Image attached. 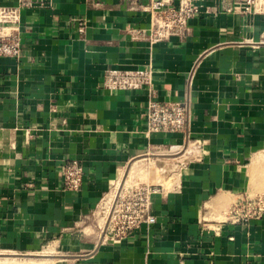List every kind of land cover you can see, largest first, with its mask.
Segmentation results:
<instances>
[{
	"label": "crops",
	"instance_id": "crops-1",
	"mask_svg": "<svg viewBox=\"0 0 264 264\" xmlns=\"http://www.w3.org/2000/svg\"><path fill=\"white\" fill-rule=\"evenodd\" d=\"M25 1L0 0V11L19 9L23 48L0 56V251H46L60 264H264V217H224L264 147V1L243 16L203 0L184 36L154 45L135 0ZM150 67L151 88L112 84ZM188 94L186 133L147 134L151 98ZM174 149L183 154L174 185L153 196L156 223L103 240L97 212L122 172ZM71 161L84 167L79 191L61 180Z\"/></svg>",
	"mask_w": 264,
	"mask_h": 264
},
{
	"label": "built area",
	"instance_id": "built-area-1",
	"mask_svg": "<svg viewBox=\"0 0 264 264\" xmlns=\"http://www.w3.org/2000/svg\"><path fill=\"white\" fill-rule=\"evenodd\" d=\"M21 2L28 6L29 2ZM141 3V10L149 15L148 40L151 45L167 41L172 37H182L189 31V23L201 12L203 0H179L173 4L168 0H135ZM146 1V3H145ZM227 13L250 16L255 12L258 0H216ZM264 1V0H263ZM19 9L0 11V56L19 59L23 48L19 30ZM8 25V26H5ZM81 28L85 23H80ZM153 68L143 71L123 72L111 78L112 84L122 89L151 88ZM191 108L188 98L184 102L161 103L150 99L146 111L147 134L170 132L186 133L189 128ZM85 171L78 161L65 164L61 180L68 191H79L84 185ZM105 226L103 240L122 241L142 228H150L156 223L152 215L153 196L160 191L159 186H136L115 189ZM231 224H249L264 217V196L240 197L224 214Z\"/></svg>",
	"mask_w": 264,
	"mask_h": 264
},
{
	"label": "rangeland",
	"instance_id": "rangeland-1",
	"mask_svg": "<svg viewBox=\"0 0 264 264\" xmlns=\"http://www.w3.org/2000/svg\"><path fill=\"white\" fill-rule=\"evenodd\" d=\"M176 150L177 149H174V151L171 153H169L168 150H157L152 152L151 155L135 160L131 166L122 172V176L119 177L118 180H121V185H125V188H134L136 186L142 185H161L166 189H171V187L174 185V181L170 179L171 181L167 183L166 180L168 179L169 175L174 174L170 173L174 168L173 160L183 154L181 152L182 150ZM246 166L248 185L246 194L243 196H264V147L251 156ZM162 169L166 175V178L163 179L162 183H158L155 180L154 175L159 171H162ZM114 187L115 185L113 184L109 193L110 200L104 201L97 212V219L99 220V224L102 229L105 226L107 215L114 199V194L116 192ZM58 260L59 258L56 256H51L46 251H37L32 254L0 251V264H60Z\"/></svg>",
	"mask_w": 264,
	"mask_h": 264
},
{
	"label": "bare ground",
	"instance_id": "bare-ground-1",
	"mask_svg": "<svg viewBox=\"0 0 264 264\" xmlns=\"http://www.w3.org/2000/svg\"><path fill=\"white\" fill-rule=\"evenodd\" d=\"M121 176H122V174H121ZM120 176V177H121ZM117 181H119V182H117ZM116 181V183H115V187H114V189H117V186H119L120 184H121V180H117ZM118 184V185H117ZM107 200H110V196L108 197V199Z\"/></svg>",
	"mask_w": 264,
	"mask_h": 264
}]
</instances>
